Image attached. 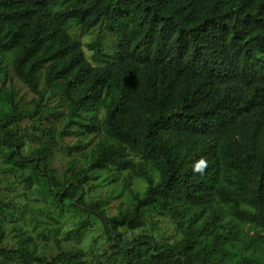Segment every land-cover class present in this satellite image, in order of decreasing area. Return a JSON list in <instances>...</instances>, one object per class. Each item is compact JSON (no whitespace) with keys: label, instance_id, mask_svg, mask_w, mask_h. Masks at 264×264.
Segmentation results:
<instances>
[{"label":"trees","instance_id":"obj_1","mask_svg":"<svg viewBox=\"0 0 264 264\" xmlns=\"http://www.w3.org/2000/svg\"><path fill=\"white\" fill-rule=\"evenodd\" d=\"M59 1L0 0V69L1 57L14 53L16 77L39 96L44 68V86L61 88L68 122L86 134L95 133L97 124L81 114L101 102L105 107V145L55 193L57 202L68 200L100 222L112 240L113 264H211L213 246L192 261L196 239L185 238L171 249H157L146 238L125 244L117 230L138 228L142 210L152 205L178 218L181 207L218 200L240 221L264 230V0H63L67 6L50 14ZM70 21L87 30L105 22L114 62L100 68L87 63L63 29ZM92 49L99 60L100 37ZM8 104L0 120V148L9 150L18 168L30 163L37 173L46 162L44 151L21 159V139L10 128L19 114ZM131 156L142 163L134 165ZM145 164L159 180L149 181L139 197L132 180L146 179ZM108 167L132 171L123 186L135 204L113 218L75 199L93 172ZM45 177L59 189L52 174ZM0 215L12 219L5 206ZM219 218L213 213L205 225ZM195 222L196 217L190 226ZM81 258L67 252L46 261L27 248L0 245V260L16 264H83Z\"/></svg>","mask_w":264,"mask_h":264},{"label":"rangeland","instance_id":"obj_2","mask_svg":"<svg viewBox=\"0 0 264 264\" xmlns=\"http://www.w3.org/2000/svg\"><path fill=\"white\" fill-rule=\"evenodd\" d=\"M67 4L60 0L50 14L63 10ZM105 28L106 23L100 22L87 30L75 21L63 27L94 68L114 62L113 36ZM97 37L101 46L99 60L93 57L92 49ZM14 55L6 53L1 57L0 120L10 111L8 102L11 101L19 114L18 122L10 128L17 139H21V159L31 160L43 149L46 162L38 167L37 173L30 163L20 169L9 156V150L0 148V206H5L12 214L11 220L0 215V245L7 250L27 248L46 261L75 252L81 255L83 264H113L112 240L106 236L100 222L90 214L74 210L68 200L57 202L55 194L67 187L73 174L88 167L89 155L96 148L105 145L104 104L98 103L87 115L81 114L97 124L95 133H84L78 124L68 122L67 101L61 88L48 90L44 86V68L38 75L39 96L30 93L18 80L13 69ZM130 158L134 165L142 163L138 156ZM141 170L146 179L132 180L133 190L139 197L149 187V181L154 185L159 180L157 171L147 164L142 165ZM136 171L134 168L133 173ZM48 174H52L59 189L50 186L45 177ZM131 174L132 171L112 167L95 171L75 199L81 198L85 204L96 206L107 218L129 212L135 202L125 191L123 182ZM239 208L250 210L243 203ZM179 213L181 216L176 218L152 205L142 210L138 228H120L116 234L127 245L146 238L157 249L177 247L185 238L196 239L191 255L193 262H199L201 253L213 246L211 264H264V230L240 221L228 206L214 200L205 207L192 204L181 207ZM213 213H218L220 218L207 227L205 223ZM195 217L196 222L190 226V220ZM0 264L16 263L0 260Z\"/></svg>","mask_w":264,"mask_h":264},{"label":"clouds","instance_id":"obj_3","mask_svg":"<svg viewBox=\"0 0 264 264\" xmlns=\"http://www.w3.org/2000/svg\"><path fill=\"white\" fill-rule=\"evenodd\" d=\"M203 167V161H201L200 165H198V168H202Z\"/></svg>","mask_w":264,"mask_h":264}]
</instances>
